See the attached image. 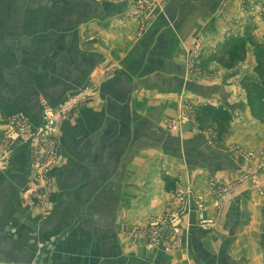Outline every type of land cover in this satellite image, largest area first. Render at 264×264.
Masks as SVG:
<instances>
[{
    "label": "crops",
    "instance_id": "obj_1",
    "mask_svg": "<svg viewBox=\"0 0 264 264\" xmlns=\"http://www.w3.org/2000/svg\"><path fill=\"white\" fill-rule=\"evenodd\" d=\"M237 2H165L167 15L157 18L139 46L127 54L125 50L116 71L98 85L93 104L81 107L70 123L58 122L62 160L54 168L55 191L45 208L21 198L33 180L31 148L17 146L11 167L0 173V264H34L42 244L50 247L41 264L165 263L158 256L145 262V255L131 250L121 232L131 219L160 212V174L166 165L178 177L204 174L195 167L196 160L207 167L220 161V176L236 168V160L218 154L204 135L171 132L162 118L174 105L168 99L175 100L183 84L180 43L188 41L198 24L209 35L222 18L229 25ZM120 8L110 0H0V136L13 113L24 112L36 126L42 120V102L55 108L98 72L106 54L101 48L85 50L84 32L100 31V43L117 24L124 25L119 31L131 30L134 22L113 17ZM252 199L250 204L235 199L210 231L197 228L191 210L188 257L173 254L165 264H264V213L260 220V200Z\"/></svg>",
    "mask_w": 264,
    "mask_h": 264
},
{
    "label": "rangeland",
    "instance_id": "obj_2",
    "mask_svg": "<svg viewBox=\"0 0 264 264\" xmlns=\"http://www.w3.org/2000/svg\"><path fill=\"white\" fill-rule=\"evenodd\" d=\"M110 1L119 6L121 4V8L113 15L114 18L121 20L122 23L132 21L134 24L131 25V30L121 31L119 29L124 25L117 24V30L106 39L109 43L106 45V40L100 42L103 46L106 45L103 49L98 42L99 38L103 39L101 33H98L100 31L89 29L84 32V49L90 51L101 48L103 54H106L98 72L89 75L87 83L68 92L55 108L42 102L40 124L36 126L31 124L24 112L17 111L9 116L4 126H1L0 173L11 167L17 146L29 144L31 148L33 180L22 191L21 198L25 202L45 208L51 200L52 192L55 191L54 181L52 182L53 171L62 160L58 142V122L70 123L81 107L93 104L99 97L98 85L116 71L125 50L127 54L136 45L139 46L142 42L139 39L145 36L157 18L160 15L164 17L167 15L165 2L168 0ZM228 23L229 25H226L222 18L219 24L213 25L210 35L203 24H198L189 35L188 41L180 43L179 62L184 69L180 81L183 84L189 83L191 88L182 84L176 90L175 100L168 99L174 105L171 112L165 113L162 125L179 135L186 131L201 133L218 154L234 158L236 168L220 176V172L217 171L220 161L216 163L212 160L207 167L196 160L195 167L204 174H199L200 176L192 174L191 177L186 174L184 177H178L176 171L171 174L172 166L166 165L162 170L164 177L160 174L161 181L163 178L164 182L162 183L164 199L158 203L160 212L149 213L140 221L131 219L121 232L131 250L145 255V262H152L158 256L167 263L173 254L176 257L181 254L180 259H187L189 252L187 219L191 216V210L194 212L192 216L197 228L210 231L218 226L223 211L235 199L243 198L244 203L250 204L253 203L254 196L260 200L261 210L258 217L262 220L264 120L251 115L241 80L246 77L253 79L255 76L253 69L256 65V47L253 43H264V0H238L237 7L231 11ZM225 27L231 31L229 29L220 33L215 32L216 29ZM239 39L242 41L235 44ZM109 51L113 53L109 54ZM210 88H215L216 91L211 94L205 92ZM202 105L219 107L221 109L219 113L224 112L227 115L216 123L209 118L203 126L197 118L198 109ZM45 119L49 121L48 130L41 128ZM222 129H226V132L220 140L218 131ZM152 173L151 176L156 175L155 172ZM260 231V242L264 244V229L261 228ZM49 247L39 245L34 264H41L43 252L49 250Z\"/></svg>",
    "mask_w": 264,
    "mask_h": 264
},
{
    "label": "trees",
    "instance_id": "obj_3",
    "mask_svg": "<svg viewBox=\"0 0 264 264\" xmlns=\"http://www.w3.org/2000/svg\"><path fill=\"white\" fill-rule=\"evenodd\" d=\"M240 41L242 39L236 41L235 44ZM253 45L256 47V65L253 69L255 76L253 79L248 77L243 78L241 84L246 91L251 115L256 119L264 120V43L254 42ZM220 111L219 107L202 105L198 109L197 118L203 126L209 118L212 119L213 123H216L217 120L227 115L224 112L220 114ZM219 132L221 140L224 137L226 129L219 130Z\"/></svg>",
    "mask_w": 264,
    "mask_h": 264
},
{
    "label": "built area",
    "instance_id": "obj_4",
    "mask_svg": "<svg viewBox=\"0 0 264 264\" xmlns=\"http://www.w3.org/2000/svg\"><path fill=\"white\" fill-rule=\"evenodd\" d=\"M41 128H45V130H48L50 128L49 121H46L45 119V122L43 123V126Z\"/></svg>",
    "mask_w": 264,
    "mask_h": 264
}]
</instances>
